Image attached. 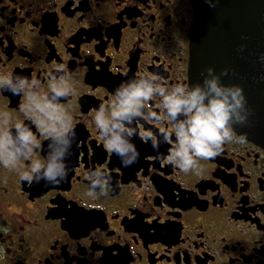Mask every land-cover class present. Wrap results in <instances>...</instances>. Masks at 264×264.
<instances>
[{"label": "flooded vegetation", "instance_id": "obj_1", "mask_svg": "<svg viewBox=\"0 0 264 264\" xmlns=\"http://www.w3.org/2000/svg\"><path fill=\"white\" fill-rule=\"evenodd\" d=\"M193 17L191 0H0V77L35 80L49 99L53 84H66L75 130L66 179L29 184L21 174L50 140L20 111L26 94L0 89V127L5 116L13 131L27 124L40 144L15 167L0 164V264H264L263 144L235 130L220 155L181 171L167 162L161 129L176 137L153 96L145 111L159 119L137 118L139 156L125 167L94 122L122 81L193 85ZM149 132L158 149L141 138ZM98 170L111 177L107 196L90 194Z\"/></svg>", "mask_w": 264, "mask_h": 264}, {"label": "clouds", "instance_id": "obj_2", "mask_svg": "<svg viewBox=\"0 0 264 264\" xmlns=\"http://www.w3.org/2000/svg\"><path fill=\"white\" fill-rule=\"evenodd\" d=\"M207 2L210 7L215 6L211 0ZM57 71L64 70L59 67ZM207 72L203 83H176L170 88L157 83V78L149 75L122 81L115 89L113 102L107 106L101 104L94 117L105 147L114 151L125 167L135 163L139 156L132 143L137 131L135 122L144 115L159 119L155 112L145 111L146 106L150 107L148 102L153 96H159L162 112L171 122L176 137L172 142V131L161 129L164 142L172 144L167 162L188 172L197 167L198 160L220 155L224 145L232 141L235 126L247 124L251 110L247 107L241 86L222 83L212 68ZM58 79L66 80L67 74ZM36 84L37 81H29L19 75L0 77V89L11 91L13 95L26 94L27 103L20 105V111L25 112L40 134L50 140L46 157L43 161H33L29 171L21 174V179L29 184L41 179L58 184L67 177L65 158L75 137L71 117L61 102V98L71 94V90L66 84H53L52 98L49 99V94L39 93ZM141 138L145 142L151 139L153 147L158 149L160 141L151 132ZM240 139L243 141L245 136ZM39 148L36 135L27 124H15L13 131V127L8 126L7 116L4 117V126L0 127V164L7 168L15 167L21 158L30 159L34 150ZM110 179L99 170L90 174V194H96L99 189V195L107 196Z\"/></svg>", "mask_w": 264, "mask_h": 264}, {"label": "water", "instance_id": "obj_3", "mask_svg": "<svg viewBox=\"0 0 264 264\" xmlns=\"http://www.w3.org/2000/svg\"><path fill=\"white\" fill-rule=\"evenodd\" d=\"M191 2L193 85L203 83L212 68L222 83L241 86L251 114L235 130L264 145V0H211L214 7L207 0Z\"/></svg>", "mask_w": 264, "mask_h": 264}]
</instances>
